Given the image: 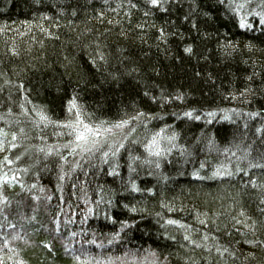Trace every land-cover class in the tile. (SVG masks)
Returning a JSON list of instances; mask_svg holds the SVG:
<instances>
[{"label": "trees", "instance_id": "obj_1", "mask_svg": "<svg viewBox=\"0 0 264 264\" xmlns=\"http://www.w3.org/2000/svg\"><path fill=\"white\" fill-rule=\"evenodd\" d=\"M0 260L264 264V0H0Z\"/></svg>", "mask_w": 264, "mask_h": 264}, {"label": "snow or ice", "instance_id": "obj_2", "mask_svg": "<svg viewBox=\"0 0 264 264\" xmlns=\"http://www.w3.org/2000/svg\"><path fill=\"white\" fill-rule=\"evenodd\" d=\"M151 3L156 4L157 0H151ZM237 11H238V9H237ZM245 24H246V21L244 19H241L240 20V26L244 27ZM77 115L79 116V113H77ZM209 115H211V114H209ZM42 118H45V117L42 116ZM197 119H199V117H197ZM120 123H127V121H123ZM75 124H76V127H75L74 131H75V135H76L77 140H87L89 134L95 135L97 137L100 136V132L93 129L90 125L83 123L81 120H77L75 122ZM13 136H15V134H13ZM5 159H7V158H5ZM8 162L11 163V161H8ZM219 174L223 175L224 173H219ZM4 179L7 180L8 177L5 176ZM149 191H151V189H149ZM5 243L7 244V241H5ZM0 264H3L2 260H0Z\"/></svg>", "mask_w": 264, "mask_h": 264}, {"label": "rangeland", "instance_id": "obj_3", "mask_svg": "<svg viewBox=\"0 0 264 264\" xmlns=\"http://www.w3.org/2000/svg\"><path fill=\"white\" fill-rule=\"evenodd\" d=\"M113 137H114V136H113ZM113 137H112V138H113ZM106 139H108L109 141H111V142H112V139H111L110 137H107Z\"/></svg>", "mask_w": 264, "mask_h": 264}]
</instances>
